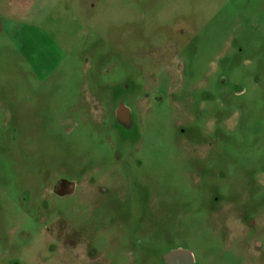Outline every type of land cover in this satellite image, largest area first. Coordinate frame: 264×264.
Here are the masks:
<instances>
[{
    "label": "rangeland",
    "instance_id": "obj_1",
    "mask_svg": "<svg viewBox=\"0 0 264 264\" xmlns=\"http://www.w3.org/2000/svg\"><path fill=\"white\" fill-rule=\"evenodd\" d=\"M264 264V0H0V264Z\"/></svg>",
    "mask_w": 264,
    "mask_h": 264
},
{
    "label": "water",
    "instance_id": "obj_2",
    "mask_svg": "<svg viewBox=\"0 0 264 264\" xmlns=\"http://www.w3.org/2000/svg\"><path fill=\"white\" fill-rule=\"evenodd\" d=\"M168 264H188V256L178 252L168 255L166 258Z\"/></svg>",
    "mask_w": 264,
    "mask_h": 264
}]
</instances>
